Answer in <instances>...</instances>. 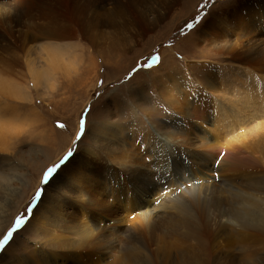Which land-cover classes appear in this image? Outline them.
<instances>
[{
    "label": "rangeland",
    "instance_id": "374dc122",
    "mask_svg": "<svg viewBox=\"0 0 264 264\" xmlns=\"http://www.w3.org/2000/svg\"><path fill=\"white\" fill-rule=\"evenodd\" d=\"M12 1L0 0V4ZM15 1H21L22 6L36 4L29 0ZM35 1L40 2L39 5L44 0ZM133 11L131 14L135 16L129 18L139 20L137 16L142 13L139 14V9L137 14ZM87 12L91 15V11ZM87 12L84 8L83 14L87 15ZM234 22L245 34H248L249 23H254L258 29L251 26V32L256 30L249 35L254 42H264V0H180L165 19L147 28L143 35L125 31L113 34L109 28H98L96 34L76 31L67 38L63 34L64 39L59 43L53 40L51 43L41 42V37L32 42L30 34H21L29 43L18 41L14 43L13 51L3 49L0 43V78L12 79L20 87L16 89L19 90L16 98L0 95V212L6 205L9 207L6 212L9 219L0 230V242L12 230L7 242L0 246V258L5 250L9 251L3 258L4 263L0 260V264H16V258L34 253L35 262L43 264L46 255L51 253L53 257L58 252L50 250L42 255L43 250L60 243H71L72 236L55 227L36 234L28 227L30 217L40 199L48 201L57 196L59 178L66 176H59L54 181V175L73 154L77 158L94 154L96 150L95 154L99 152L102 158L106 156V150L93 140L98 123L102 128L107 125V120L119 122L121 133L129 143L123 149L126 153L116 149L112 155L106 156V162L116 168L125 190L130 186L129 168L145 169L148 173L155 169L133 163L139 155L142 159L146 157L143 162L152 160L145 155L148 152L158 159L155 165L170 172L171 179L159 178L166 183L172 182L169 188L173 195L170 198H183L182 201L188 203L195 200L200 203L203 199L209 203L217 196L200 186L204 185L200 181L203 174L210 177L220 175L218 171L201 167L204 159L200 156H207L208 150L213 168L219 166L224 179L234 182L235 186L242 184V189L248 183V175L237 177L234 173L254 170L255 167L264 170V102L255 98L261 88L264 91V74L258 72L260 68L254 71L252 63L232 56L227 59L224 46L228 34L223 26ZM245 34L236 31L240 39L244 40ZM49 48L64 61L62 68L57 69L52 77V86H48L45 71L52 73L44 62ZM260 59L264 66L262 55ZM67 62L74 68L68 67ZM36 71L43 72L38 81L34 80ZM206 72L210 78L215 76L217 81L211 82ZM173 81L175 85L172 87ZM168 89L173 96H169ZM200 89L206 90V95H197ZM204 97L215 103L214 122L210 121L211 112L204 114ZM219 105L224 109L232 106L239 110L237 117L218 118ZM202 118L206 122H199ZM189 119L199 122L217 143L209 141L212 147L208 148L199 130L187 134L183 141L181 137L186 129L183 122ZM176 130L178 133L174 134ZM106 137L107 133L103 137L95 134L97 141ZM164 138L172 140L171 146L182 141V148L190 150L187 156L182 155V161L175 162L186 166L185 170L173 162L174 147L167 146L164 152ZM53 167L55 171L44 181L46 170ZM252 181V186L256 187V179ZM83 186L81 184L79 188ZM137 186L140 195L145 185L139 183ZM220 188L225 189L223 185L217 189ZM87 189L91 193L90 187ZM155 192L152 190L151 195H156ZM138 213L139 210L131 206L117 209L113 215L121 217L122 225L128 226ZM17 218L22 220L19 227H16ZM81 224L78 219V225ZM141 228L143 226L138 223L140 231ZM116 233L83 232L81 238L88 241L70 249L77 247L92 252H79L82 254L80 261L70 260L64 264H189L177 258L178 250L168 242L163 227L151 231L143 228L141 241L134 251L124 252L122 249L124 240L129 239L128 230ZM115 239L122 248L110 250ZM260 239L258 242L242 240L228 234L220 237L218 233L210 244L209 264H264V233Z\"/></svg>",
    "mask_w": 264,
    "mask_h": 264
},
{
    "label": "bare ground",
    "instance_id": "6f19581e",
    "mask_svg": "<svg viewBox=\"0 0 264 264\" xmlns=\"http://www.w3.org/2000/svg\"><path fill=\"white\" fill-rule=\"evenodd\" d=\"M13 1L0 4V34H2V37L0 35L2 39L0 43L3 49L8 51H13L15 49L14 43L20 42L25 36H29L27 34L31 35L29 38L32 42L41 37L40 41H45L47 43H51L52 40L54 43H59V40L64 39L62 36L63 34L65 38H67L70 34H75L76 31L87 35L96 34L98 28H109L113 34H118L119 31H125L127 34L143 35L147 28L165 19L180 0H44L39 5L37 3L40 2L29 0L30 2L32 1V4H36L29 5L26 3L27 5L23 4V6L22 3L20 4L21 1L17 3ZM259 4L260 3H257V5ZM253 6H255V4ZM84 8L86 12L91 11V15L88 12V16L84 15ZM138 9L140 12L139 14L142 13L139 17L137 16L139 20L136 21V17H134L135 19L132 18L134 20L130 19L129 17H131L132 11H138ZM132 16L135 15L133 14ZM249 25L250 27L246 29L248 30V34L239 31V27L235 22L231 25L226 24L223 26L227 29L226 33L228 34V40L225 42L224 51L225 54H227V59H230L232 56L241 61L252 63L253 67H255L254 71L260 68L258 72L264 74V66L261 65L262 61L260 59L261 55L264 57V49L262 48L264 46L260 45L264 44V42H254L249 34L255 33V30L258 28L255 27L254 23H249ZM251 26L256 28L253 32H251ZM236 31H238L239 34H245V39L238 38ZM17 32L18 34H13ZM21 34H25V36L22 35V37ZM36 34L41 35L38 37ZM25 39L27 40L28 38L26 37ZM23 41L25 44L29 43V41ZM29 48H31V46H29ZM43 48L40 50H44ZM52 50L53 49H50V51L45 50L47 54L46 61H44L45 67L52 73L50 74L48 71H45L48 86H52L54 82L51 81L52 77L57 69L62 68L64 62L60 60L59 55L52 52ZM66 65L71 67V69L74 68L70 62H67ZM246 67L247 66H241L244 70H246ZM34 74V80L38 81L42 77L43 72L36 71ZM206 76L211 82L217 81L215 76L210 78L207 72ZM1 78L0 95L6 94L9 97L16 98L17 91L19 93V90H16L18 84L15 82L13 83V81H11L12 79ZM174 85L175 83L173 81L172 87ZM168 87L170 88V86ZM204 87L206 90L209 89L208 86ZM18 89H20V87ZM170 90L171 89H168L169 96H173L170 94ZM206 90H197V95H206ZM261 90L262 88L255 98L264 102V91ZM204 98V114L206 111L211 112L210 121L214 122L215 116L213 115V109H215V103L211 99L208 100L207 97ZM238 113L239 110L236 111L232 106L228 107V109H224L223 105H219L217 117L226 118L227 116H232L235 119ZM202 121L206 122L204 118L199 122ZM199 122H194L191 119L187 122L184 121L183 123L186 129L182 133L181 139L184 141L187 134L192 133L194 130H199L202 134V139L208 143V148H211L212 144L209 141H214V143H217V141L215 142L211 133L203 128ZM236 123L237 121L234 124ZM106 124L107 125H104L102 128L98 127L99 123L95 126L93 132L94 142L102 149L106 150V156L112 155L116 149L126 153L123 149L129 143L121 133V124L108 120ZM3 133L5 132L3 131ZM105 133H107V137L104 140H95V134L99 137H103ZM177 133L178 130L174 131V134ZM171 141L172 140L168 138H164V152L167 150V146H171ZM182 143V141L179 143L175 142V144L171 146V149L174 147L176 150L174 154V163L182 161L183 159L181 157L183 154L184 156L190 154V150L182 148ZM95 151L94 154H92V152L90 155L77 158L73 154V156L65 162L66 164L60 166V171L58 169L53 180L55 181L59 176H64V174L66 178H59V188L56 191L57 196H52L48 201L44 200V198L40 199L36 208L32 211L33 213L29 222L32 226L29 225L28 227L36 234L39 233L38 231H46L51 227H55L65 232L67 235L72 236L73 242L70 241L71 243L69 244H66V242L60 243L52 248L41 250L42 255L46 252H50V250L58 251L53 257L51 253L46 255L43 264H64L70 260L80 261L82 259V254L79 252H92L91 250L77 248L80 246L81 242L88 241L85 237L81 238V234L85 231H96L99 233L98 235H100L102 232L117 234L116 232L118 230H128L129 239H125L123 242L125 247L122 248V245L120 246L117 239H115V244L110 246V250L120 247L126 252L134 251L137 243L141 241V231L143 228L146 227L151 231L163 227L168 242L175 245V248L178 250L177 258L184 259L186 262H189V264H209L208 254L210 244L214 242V238L218 233H220V237H226V234H228L236 235L242 240L249 239L256 242L261 240L260 237L264 233L263 168L255 167L256 169L254 170L248 169L249 171H245V169L244 171L234 173L237 177H246L248 175V183L245 184V189H242V184L235 186L234 182L225 180L221 171H219V166L213 168V162L209 160L211 152L208 150L206 152L207 156H200V159H204L201 167L207 170L212 169L218 171L220 175L210 177L203 174L200 181L204 185L198 184L201 187L205 186L206 190H211V192L217 196L209 203L204 201V199L201 200L200 203L196 200V202L188 203L185 200L182 201L183 198L181 200L177 199V197H174L175 195L173 196L174 198H170V196L173 195L169 188L172 186V182L166 183L164 180H161L164 178L171 179L170 172H167V169L164 170L155 165V161L158 159H154L153 153L148 152L149 154H145L152 158V160L149 159V162H146V160L143 162V159L146 157L142 159L141 155L133 160L134 164L138 163L140 166H152L155 169L152 170L151 173H148L145 172V169L129 168L128 171L131 173L128 180L130 186L125 190V186L120 183L116 168L109 166L106 162V156L102 158L99 156V152L95 154ZM176 164L181 166L183 170L186 169V166L179 163H175V165ZM72 168L74 169L73 172H69ZM250 175H253V177H249ZM252 179H256V187L252 186V184H254ZM139 183L145 185V189L140 195L139 190L136 189ZM215 183H219L221 186L215 185ZM81 184H84V186L80 189L79 187ZM222 185L225 189H217L218 187H222ZM226 185L229 188H227ZM87 187H90L91 193L88 192L89 189H87ZM76 188L80 190L78 189L76 192ZM163 188L165 191H162ZM152 190L156 191V195H151ZM62 192L66 193L62 194ZM149 196H151V198L147 200L146 198ZM182 196L178 197L180 198ZM135 199L137 200L135 201ZM131 206L139 210V215H137V217H132L128 226H123L122 218L114 216L113 214L117 209L120 210ZM8 208L9 207L6 205V208L0 212V230L9 219V216H6V212L9 211ZM68 208H70V210ZM11 214L12 211H10V215ZM78 219L82 221L81 225H78ZM138 223L140 226H143L141 231L138 229ZM80 226L84 228L81 229ZM67 241L69 240L67 239ZM75 244H77L75 248L79 250L70 249ZM33 250L34 249H32V251ZM41 251L39 253H41ZM8 253L9 251L5 250L2 254V258H0L2 262L4 256L8 255ZM27 253H29V251ZM29 255V257L16 258V264H38L35 262L37 258L35 257V253ZM39 264L41 263L39 262Z\"/></svg>",
    "mask_w": 264,
    "mask_h": 264
},
{
    "label": "snow or ice",
    "instance_id": "6c2138e0",
    "mask_svg": "<svg viewBox=\"0 0 264 264\" xmlns=\"http://www.w3.org/2000/svg\"><path fill=\"white\" fill-rule=\"evenodd\" d=\"M62 126V125H61ZM55 171V167L53 168H49L46 170L45 174H44V181H47L49 176ZM37 195H39V193H37ZM22 223V220L20 218H17L16 221V227H19L20 224ZM12 235V230L10 229L9 232L7 233V235L4 236V239L2 242H0V246H2L3 243L7 242V240L9 239V237Z\"/></svg>",
    "mask_w": 264,
    "mask_h": 264
}]
</instances>
